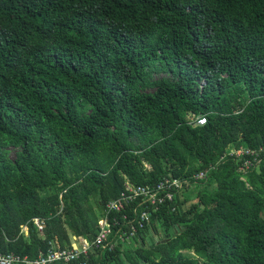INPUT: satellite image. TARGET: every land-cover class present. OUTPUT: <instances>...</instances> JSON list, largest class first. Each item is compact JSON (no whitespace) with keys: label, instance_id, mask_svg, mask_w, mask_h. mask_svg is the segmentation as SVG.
<instances>
[{"label":"trees","instance_id":"16d2710c","mask_svg":"<svg viewBox=\"0 0 264 264\" xmlns=\"http://www.w3.org/2000/svg\"><path fill=\"white\" fill-rule=\"evenodd\" d=\"M164 178L195 189L152 239L179 233L91 264H264V0H0V253L92 239Z\"/></svg>","mask_w":264,"mask_h":264},{"label":"built area","instance_id":"2783aa9c","mask_svg":"<svg viewBox=\"0 0 264 264\" xmlns=\"http://www.w3.org/2000/svg\"><path fill=\"white\" fill-rule=\"evenodd\" d=\"M206 121L205 116H199L197 120L201 126L205 125ZM243 153L249 152L240 149L231 151L230 154L239 156ZM206 176L207 173L202 172L195 175L194 179L198 182ZM186 183L187 180L171 178H164L153 186L127 182L121 195L106 203L97 224L96 235L92 239L74 237L70 248L52 246L41 252L37 258L0 253V264H91V260L98 256L99 252H112L119 245L132 241L139 233L151 239L153 229L149 223L152 211H158L166 204L173 203L175 195L183 191ZM35 224L43 231L45 220L35 218ZM148 225L149 230L146 229ZM25 227L28 226H24L25 234H28Z\"/></svg>","mask_w":264,"mask_h":264},{"label":"rangeland","instance_id":"374dc122","mask_svg":"<svg viewBox=\"0 0 264 264\" xmlns=\"http://www.w3.org/2000/svg\"><path fill=\"white\" fill-rule=\"evenodd\" d=\"M164 75L166 76L167 74H158V75H156V77H161V76H164ZM237 151H239V150H237ZM193 179H194V177H193ZM193 181H194L193 182L194 184L200 182V181L196 182L195 179ZM185 186H190L191 187V189L189 187L190 190L187 189L189 191L195 189V187H193V185H191V181H188V183H186ZM196 186L199 187V189L202 188V185H200V184H198ZM189 191H186V192H189ZM181 193H183V191ZM184 197L185 196H184V193H183V196L181 198L184 199ZM195 202H196V200H195ZM189 204H187V205H189ZM154 226H155V234H154L155 236H154V239H152V238H151V240L150 239H147V243L149 244L148 247H149L150 251L151 252H154L153 257L157 256L158 252L160 251L159 246H157L158 241L160 243H162L163 241H165V235L163 234V230L161 229L160 223H154ZM25 229L28 230V227H25ZM76 244H78V243H76ZM137 245H138V242L132 241L130 244H127L126 247L129 248L132 251V250H134L137 247ZM127 263H129V262H127Z\"/></svg>","mask_w":264,"mask_h":264},{"label":"water","instance_id":"95a60500","mask_svg":"<svg viewBox=\"0 0 264 264\" xmlns=\"http://www.w3.org/2000/svg\"><path fill=\"white\" fill-rule=\"evenodd\" d=\"M179 230H180V227L179 226H175V227H172L168 230V233L166 234V230L163 229V233L166 234L168 237L169 236H173L174 234L176 233H179ZM167 237V238H168ZM164 242V241H163Z\"/></svg>","mask_w":264,"mask_h":264},{"label":"crops","instance_id":"0c3cea01","mask_svg":"<svg viewBox=\"0 0 264 264\" xmlns=\"http://www.w3.org/2000/svg\"><path fill=\"white\" fill-rule=\"evenodd\" d=\"M133 241V240H132ZM132 241H130L129 243H127V244H130Z\"/></svg>","mask_w":264,"mask_h":264}]
</instances>
